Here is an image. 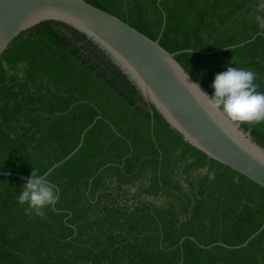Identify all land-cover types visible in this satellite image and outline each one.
<instances>
[{
  "label": "trees",
  "instance_id": "obj_1",
  "mask_svg": "<svg viewBox=\"0 0 264 264\" xmlns=\"http://www.w3.org/2000/svg\"><path fill=\"white\" fill-rule=\"evenodd\" d=\"M85 1L192 50L175 58L211 96L228 67L264 92V0ZM98 117L47 176L45 218L17 203L27 181L0 175V264H264V230L240 247L264 224V188L186 141L85 33L43 21L0 57V171L44 176ZM241 126L264 148V122Z\"/></svg>",
  "mask_w": 264,
  "mask_h": 264
},
{
  "label": "water",
  "instance_id": "obj_2",
  "mask_svg": "<svg viewBox=\"0 0 264 264\" xmlns=\"http://www.w3.org/2000/svg\"><path fill=\"white\" fill-rule=\"evenodd\" d=\"M47 20L66 23L85 33L111 55L186 141L264 188V148L241 123L230 120L222 111L210 110L200 88L211 95L176 60V55L192 50L170 53L159 40H152L85 0H0V57L22 32ZM99 118L83 132L77 149L43 177L77 153L85 134ZM0 175L29 179L5 171ZM263 230L264 224L240 247H246Z\"/></svg>",
  "mask_w": 264,
  "mask_h": 264
},
{
  "label": "clouds",
  "instance_id": "obj_3",
  "mask_svg": "<svg viewBox=\"0 0 264 264\" xmlns=\"http://www.w3.org/2000/svg\"><path fill=\"white\" fill-rule=\"evenodd\" d=\"M256 79V73L250 69L228 67L215 76L211 85L214 89L212 96L199 88L210 110L222 111L234 122L259 124L264 122V92L258 91ZM58 200L56 188L34 168L17 196L18 204L27 205L24 214L29 218H45L46 209L56 205Z\"/></svg>",
  "mask_w": 264,
  "mask_h": 264
}]
</instances>
